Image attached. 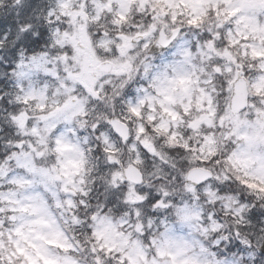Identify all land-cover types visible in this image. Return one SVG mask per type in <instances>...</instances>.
Masks as SVG:
<instances>
[{"label":"clouds","instance_id":"1","mask_svg":"<svg viewBox=\"0 0 264 264\" xmlns=\"http://www.w3.org/2000/svg\"><path fill=\"white\" fill-rule=\"evenodd\" d=\"M0 264H264V0H0Z\"/></svg>","mask_w":264,"mask_h":264}]
</instances>
